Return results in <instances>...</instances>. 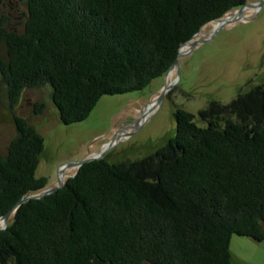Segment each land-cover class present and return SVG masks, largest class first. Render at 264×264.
Here are the masks:
<instances>
[{
    "label": "trees",
    "instance_id": "16d2710c",
    "mask_svg": "<svg viewBox=\"0 0 264 264\" xmlns=\"http://www.w3.org/2000/svg\"><path fill=\"white\" fill-rule=\"evenodd\" d=\"M24 2L21 32L0 25L8 100L48 86L71 125L102 96L166 74L196 33L248 0ZM198 116L203 125L179 109L174 137L152 155L92 160L56 192L22 203L0 231V264H232V236L264 244V85ZM13 125L0 154V217L47 185L35 176L43 137L24 118Z\"/></svg>",
    "mask_w": 264,
    "mask_h": 264
},
{
    "label": "rangeland",
    "instance_id": "374dc122",
    "mask_svg": "<svg viewBox=\"0 0 264 264\" xmlns=\"http://www.w3.org/2000/svg\"><path fill=\"white\" fill-rule=\"evenodd\" d=\"M247 4L251 6L225 15L220 21L229 20L222 24L213 21L204 26L182 46L176 66L166 74L142 90L102 96L78 123L60 122L45 85L24 90L11 104L0 76V154L7 153L15 136L14 116L34 125L44 140L35 173L37 178H46L44 191L59 181L64 184L78 169L63 165L96 156L123 163L152 155L174 137V113L179 109L203 125L198 114L209 102L226 104L239 92L264 85V0H248ZM25 14L24 0H0V25L6 30L21 32ZM4 55L0 42V56ZM38 102L44 110L34 114ZM11 220L12 215L6 227ZM3 227L0 219V231ZM229 252L232 264H264V244L250 238L232 236Z\"/></svg>",
    "mask_w": 264,
    "mask_h": 264
},
{
    "label": "water",
    "instance_id": "95a60500",
    "mask_svg": "<svg viewBox=\"0 0 264 264\" xmlns=\"http://www.w3.org/2000/svg\"><path fill=\"white\" fill-rule=\"evenodd\" d=\"M259 3H257V4H255V6L256 5H258ZM246 6H251L250 4H245L244 6H242V7H240L238 10H241L242 8H244V7H246ZM237 10V9H236ZM221 20V19H220ZM220 20H217V21H220ZM196 35H197V33H196ZM187 44H189V42H187L186 44H184V45H187ZM192 45H194V43H191L190 44V46H192ZM182 48V47H181ZM180 48V49H181ZM180 49H179V51H178V56L180 55ZM176 64H177V60H175V62L173 63V65H172V67L173 66H176ZM97 159H99V156H96V157H93V158H90V159H86V160H84V161H82V162H79V163H70V164H66V165H63V167L62 168H67V167H80L81 165H83L84 163H87V162H90V161H92V160H97ZM63 187V183L61 182V181H59L58 182V185L57 186H55V187H51V188H49V189H47V190H44V191H42V192H37V193H33V194H28V195H26V196H24L23 198H21L19 201H18V203L16 204V206H15V208L14 209H12L11 211H9L7 214H5L4 216H2V217H0V219H2L3 221H4V227L2 228V230H4V229H6V225H7V223H8V218H9V216L10 215H12V213L14 212V210L17 208V207H19L22 203H24V202H26V201H28L29 199H41V198H43L44 196H46V195H49V194H52V193H54V192H56L58 189H60V188H62Z\"/></svg>",
    "mask_w": 264,
    "mask_h": 264
},
{
    "label": "bare ground",
    "instance_id": "6f19581e",
    "mask_svg": "<svg viewBox=\"0 0 264 264\" xmlns=\"http://www.w3.org/2000/svg\"><path fill=\"white\" fill-rule=\"evenodd\" d=\"M226 20H229V17H227V18L223 19L222 21H220L219 24H222Z\"/></svg>",
    "mask_w": 264,
    "mask_h": 264
}]
</instances>
